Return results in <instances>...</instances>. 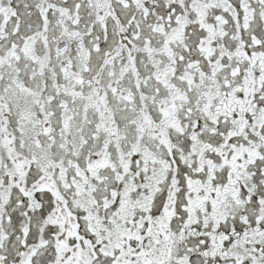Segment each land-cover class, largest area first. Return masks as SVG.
I'll return each instance as SVG.
<instances>
[{"label":"snow or ice","instance_id":"1","mask_svg":"<svg viewBox=\"0 0 264 264\" xmlns=\"http://www.w3.org/2000/svg\"><path fill=\"white\" fill-rule=\"evenodd\" d=\"M0 264H264V0H0Z\"/></svg>","mask_w":264,"mask_h":264}]
</instances>
